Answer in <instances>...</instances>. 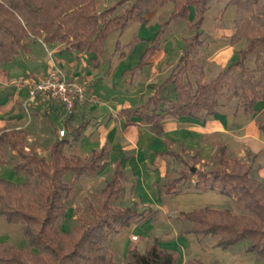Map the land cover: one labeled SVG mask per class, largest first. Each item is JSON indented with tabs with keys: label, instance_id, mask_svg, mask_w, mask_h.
I'll return each instance as SVG.
<instances>
[{
	"label": "trees",
	"instance_id": "1",
	"mask_svg": "<svg viewBox=\"0 0 264 264\" xmlns=\"http://www.w3.org/2000/svg\"><path fill=\"white\" fill-rule=\"evenodd\" d=\"M123 2L99 11L95 0H0V68L16 58L19 52L41 41L46 46L64 45L66 50L93 54L97 59L104 42L113 34L120 36L130 25L147 24V17L170 6L168 17L161 22L151 44L140 58L136 69L142 68L157 50L170 21L180 19L194 33L185 44L183 54L164 84H171L175 100L159 98V90L145 104L135 110H124L120 117L124 125H146L149 131L161 136L165 117H189L204 120L219 112L235 117L252 116L258 103L264 105V0H230L235 7L230 45L243 43L234 52V59L208 84H202L203 68L191 62L192 55L202 48L200 27L208 11V0H134L129 7L116 14ZM190 9L193 18L188 22ZM132 40L129 44L136 43ZM118 44H116L117 48ZM253 64L247 66L248 58ZM181 65V67H180ZM256 128L264 133V110L256 120ZM79 127L71 139L61 138L51 145L47 159L36 156L32 148L26 150L23 131H0V167L5 164V151L15 154L12 163L20 184L0 179V218L7 224L19 226L26 248L0 244L1 264H118L105 247L112 236L140 220L143 213L133 207L114 208L123 191L121 171L117 166L105 185L96 207L83 199L88 218L77 233H62L57 224L66 212L65 201L72 197L73 186L83 175H95L103 167L104 149L88 157L65 153L71 142L81 136ZM172 157L175 156L168 151ZM214 166L206 173L188 169L169 184L162 186L165 195L214 191L231 199L241 211L237 216L228 209L203 207L178 218L190 226L181 235L192 234L199 242L218 237L215 248L228 251L246 243L245 254H253L264 262V187L253 177L252 167L232 156L222 146L216 147ZM192 164L198 162L195 152ZM185 165V164H184ZM186 166V165H185ZM71 176V182L65 178ZM189 175L196 182L179 191ZM78 212V209H76ZM78 235L77 241L72 237ZM121 264H178L174 252L160 249L157 240L140 254L128 248ZM185 264H203L200 260Z\"/></svg>",
	"mask_w": 264,
	"mask_h": 264
},
{
	"label": "crops",
	"instance_id": "2",
	"mask_svg": "<svg viewBox=\"0 0 264 264\" xmlns=\"http://www.w3.org/2000/svg\"><path fill=\"white\" fill-rule=\"evenodd\" d=\"M229 1L216 0V18L219 14L218 10H221L223 22L211 33L212 41L206 48L204 64L199 63L204 74L202 84L213 81L218 73L234 59V52L238 50L236 46L230 45L235 7L228 5ZM207 13L200 27V32L205 27ZM214 13L211 18L214 17ZM167 14L169 13L167 12ZM193 14V10L190 9L188 22H191ZM160 15H162L161 12H153L147 17L146 25L135 23L130 25L120 36L115 34L113 50L116 51L119 48L120 52L117 57L115 56L111 60L112 64L115 63L123 70H126L124 68L131 62L135 65L130 71L123 73L132 75L138 72L140 75L144 71L150 70V73L155 69H166L170 70L171 73L174 65L177 64L180 57L172 58V45H179L178 42L181 37L178 34H173L172 25L175 20L182 22L180 19L170 21L164 35L157 43V50L144 67L136 69L141 56L151 46L158 32L160 23L157 27L156 22L161 20ZM184 23L186 24V22ZM134 39L137 42L129 46ZM121 41L124 44L119 47ZM116 44H118L117 48ZM185 44L181 43L182 49H184ZM60 46H46L41 41H37L29 45L26 52H19L16 58L0 68V131H23L26 134L29 148L34 143L37 151L40 145L45 142V151H38L36 156L47 159L51 145L56 139L59 140L56 132H54V139H51V133L54 128L53 119L60 109L51 102L47 103L43 100L28 102L26 84L46 78L51 73H61L66 77H79L80 80H83L85 82V102L82 105H77L76 111L80 113L83 111L87 119L94 120L90 121L89 125L85 123L76 125L74 120H67L66 117H63L64 120H58V122L61 120L62 123L69 122V125L72 123L73 128L67 127L66 123L64 124L66 127L65 138L71 139L72 132L79 127L82 128L78 141L71 142L66 147L67 152L65 148V153L85 158L92 152H99L104 149L106 157L103 160V167L94 176H103L104 180L102 181L106 180V185L111 180L115 167L118 166L121 171L123 186L118 202L127 203V206H122V208L144 209L152 214V218L140 219L139 223L130 225L121 234L123 237L119 238V242L124 243L126 250L131 234L135 232L138 234L139 231L141 235L148 238L152 234H158L155 231L156 225H152L153 219L162 227L171 226L170 221L172 219H174L173 223L181 226L187 222L177 221L179 219L178 213H189L203 207L215 208L218 204H224L226 200L230 201V199L218 195L214 191L202 194L165 195L160 185L173 170V158L168 153V151H172L173 146L178 145L185 150V153L190 152L192 155L196 152L198 160L201 161L210 157L212 148L216 145L224 147L228 153L239 160L242 159L243 162L247 161L246 152H248L250 158L255 156L260 161L261 167H258L259 178L257 179L264 184V133L259 132L256 128V120L264 110L263 104H256V112L252 116L234 118L228 112H219L205 120L203 115L198 119L167 116L161 124V136H156L149 131L146 125L125 126L124 119L120 117V112L139 108L149 98L153 97L157 90H159L160 99L174 101L176 95L173 86L164 84L168 77L165 80H152V78L145 80H105L103 70L107 69L108 63L104 60L108 54L104 47L100 58L95 59L93 54L76 53L66 50L65 47L60 51L58 50ZM109 46L112 47V42ZM130 50L132 56L124 60V56H127V52ZM83 57L88 58V64L91 61H98L93 65L90 64L89 70L86 71L83 68L85 65ZM169 63L172 64L168 65ZM207 68L212 72L213 80H204ZM26 102L31 107L29 113H24L22 109ZM52 107L57 112H54ZM93 125H96V131L89 135ZM82 134L85 136L84 139H82ZM25 149L28 150V148ZM9 153L10 156H15L13 152L9 151ZM90 176L92 175H83L78 180ZM0 179L14 184L22 182L21 178L14 174L12 165H8L6 161L0 167ZM78 180L74 184V195L77 192ZM208 239L210 240H203L198 243L194 235L180 236L178 231L173 230L169 234L159 236V248L174 251L177 253V257L180 254H186L184 264L193 260H200L203 264H214L215 261L203 260L201 256L196 254L201 249V244L204 246L207 241H210V244L215 245L218 237H208ZM0 244L20 249L26 248L20 227L7 224L1 218ZM121 247H123L122 244ZM225 252L230 253V251Z\"/></svg>",
	"mask_w": 264,
	"mask_h": 264
},
{
	"label": "rangeland",
	"instance_id": "3",
	"mask_svg": "<svg viewBox=\"0 0 264 264\" xmlns=\"http://www.w3.org/2000/svg\"><path fill=\"white\" fill-rule=\"evenodd\" d=\"M134 0H95V3L99 9V11H103L104 9L110 8L114 5L117 4V2H123L122 6L120 8L117 9L116 14L121 13L124 9H126L127 7L130 6V4L133 2ZM171 7L168 5L164 8H162L159 11H155V12H161L162 15H160L161 20L156 22V26L158 27L159 23L161 24L162 21H164L166 19V16L169 15L167 14V12H170ZM208 10L209 12L207 13V20H206V24L204 29H202L201 33H200V39L202 41V46H204L203 48H201L200 50H198L197 52H195L192 57H191V62L193 63H203L204 64V59H206V48L208 46V44L212 41V36L211 33L213 31L216 30V27L219 26L220 23H222V11L218 10V17L216 18V0H208ZM215 12V13H214ZM213 13L215 14L213 18L212 15ZM221 14V15H220ZM220 15V16H219ZM227 21H229V19H227ZM179 25V26H178ZM178 26V27H177ZM172 27H177V28H172L173 30V34L175 35H179L181 37V40L178 42L179 45L176 44L172 45L173 49H172V58L177 59V57H181L183 54V49L181 48V43H187L191 37L193 36V31L188 28L186 26V24L182 21L179 20H175ZM115 40V34L113 36H111L103 45L105 52L108 54L107 57L105 58V62H107V66L105 69V71L103 70V77L105 80H145V79H151L152 80H165L169 73L170 70H166V69H155L154 71H151L149 73V71H144L142 73H140V75L138 74V72L129 75L127 73H123L124 71H130L135 65L131 63H129L123 70L121 67H118L115 63L112 64L111 60H113V58L116 56L117 54L119 55V48L115 51L113 50V43ZM110 42H112V47L109 46ZM124 43L121 41V43L119 42V47L120 45H123ZM172 44V43H171ZM243 43L237 44L235 45L238 49L243 48ZM179 46V47H178ZM65 46L61 45L58 50L62 51L63 48ZM128 55L124 56V60H127L128 57L132 56V52L131 50L127 52ZM105 57V55H104ZM100 58V57H99ZM98 58V59H99ZM103 60V59H102ZM122 60V59H121ZM83 61L85 62L84 65V69L89 70V66L90 64L93 65L94 63H96L97 61H91L90 64L88 58H84L83 57ZM178 63V62H177ZM172 63H169L168 65H171ZM253 64V58L250 57L247 60V66H251ZM117 66V67H116ZM176 65H174L175 67ZM181 67V65H180ZM84 75V74H81ZM72 78V77H71ZM76 79L80 80L79 77H77ZM204 80H213L212 79V72H210V69L205 72V78ZM86 97V96H85ZM47 101V100H45ZM85 102V101H84ZM83 102V103H84ZM96 102V101H95ZM28 102H26L24 104V106L22 107L24 113H29L30 112V105ZM47 103H49V101H47ZM51 104V103H50ZM97 104V102L95 103ZM94 104V105H95ZM82 105V104H81ZM53 109V111L55 112L56 109H54L53 107L51 108ZM57 112V111H56ZM74 116V117H73ZM66 117V119H71L74 120L76 125H81L82 123H85L86 125H89L90 121H93L94 119H90V118H86V116L84 115L83 111L82 113L77 112L75 109V112H73L71 115H65L62 110H60L55 118L53 119V132L51 133V139H54V132H56L57 137H58V132L63 130L64 131V137L66 136V127H65V123H62L61 120L58 122L59 119L64 120ZM105 119V118H104ZM111 119V116H110ZM67 127L73 128L72 123L69 125V122L66 123ZM96 131V125L92 126V131L89 135L94 134ZM85 136L84 134H82V139H84ZM45 145L46 143L43 142V144L40 145V148H38L39 152H44L45 151ZM26 148L30 149L28 146V142L26 140L25 143ZM216 146H213L212 148V153L210 154V157L205 159L204 161L198 160L197 164L193 165L191 159L192 153L187 152L185 153V150L182 149L180 146L176 145L172 147V151L171 153L175 156L172 157L173 158V162H174V166H173V170L168 174V176L166 177V179L164 181H162V185H160L161 187L165 184H169L172 180L176 179L181 173H186L188 174V169L189 168H193L198 172H203L206 173L208 172L215 164V160H216ZM31 148L34 150L35 154L37 155L38 151L35 148V144L33 143L31 145ZM67 149V148H66ZM68 151V149L66 150V152ZM246 159L247 161L244 163L249 164L252 169H253V177L254 178H259V170L258 167H261V165L259 164V160L258 158H256L254 156V158H250V154H248V152H246ZM15 157L10 156V153L8 151V149L5 151V161L8 163V165H12V163L14 162ZM46 160V159H45ZM242 161V159H240ZM243 162V161H242ZM186 166H185V165ZM104 177H97V176H90V177H86V178H82L81 180H78V184H77V192L74 195V190H73V195L71 198H69L68 200L65 201V206H66V212L64 214V217L58 222L57 224V228L60 232L62 233H67L70 230H75L76 233L81 230V228H83V220H81V218H88L87 214H86V205L83 202V199L87 198L90 200L91 204L93 207H96V201L98 199L92 198L99 196V194L101 193V191L104 189L105 181ZM196 176L195 175H189L188 179L185 181V183L181 184L178 186V190L179 191H184V188L187 186H191L196 182ZM65 182L66 183H70L71 182V176H67L65 178ZM262 183V182H261ZM75 184V183H74ZM74 184H72L73 189H74ZM263 187L264 184L262 183ZM112 207L114 208H122V206H127V203L125 204L124 202L120 203L118 202V200L114 203L111 204ZM212 208V207H210ZM76 209H78V212L76 211ZM214 209H228L230 210L233 214L240 216L242 213L241 211L236 207V205L234 204V202L230 199V201H224V204H218ZM139 213H143V217L146 219H150L152 218V214H150L147 210L144 209H140L137 210ZM143 218V219H144ZM171 220V219H169ZM174 219H172V221H170V225H167L165 227H162V225H160L159 223H157L156 220L153 219L152 221V225H156L155 226V231L158 233L157 235L154 234H150L151 236L145 237L144 235H141V233L138 231L137 232L131 234L129 236V243L127 244V249L134 247L138 253L142 254L144 253L145 250H147L153 243L154 240H157V245L159 247V236L162 234H169L171 233L173 230L174 231H178L180 236L181 233L186 230L187 228H189V224H182L181 226H179L177 223H173ZM177 221L181 222L182 220L177 219ZM140 220L135 221L134 223L137 224L139 223ZM132 223V224H134ZM125 231V230H124ZM124 231L118 233L115 236H112L109 240V243L105 246L108 250L110 255L113 257V260L118 263L121 264L124 259H125V255H126V247L124 246V243L119 242V238H122L123 235H121ZM154 232V231H153ZM125 236V235H124ZM132 236V237H131ZM132 238H135V240H133ZM210 238V237H209ZM72 239L74 241H77L78 239V235H74L72 237ZM203 240H210L208 238H205ZM202 240V241H203ZM198 241V240H197ZM182 242V241H181ZM209 242V243H208ZM199 243V241H198ZM201 243V242H200ZM121 244L123 245V247H121ZM203 245L201 244L200 247L201 249L196 253L198 256H201V258L203 260L206 261H215L216 263L214 264H264V262L256 257L253 254H245L244 250L247 246L246 243H240L238 245H236L235 247H233L232 249L228 250L230 251L229 254H227L225 251L220 250L219 248H215V245L210 244V241H207V243H205V245L202 247ZM187 247V245H186ZM189 251V250H188ZM174 252V251H171ZM176 256L177 253L174 252ZM186 258V254L184 255H179V257H177V263L178 264H184V260ZM91 264V263H89Z\"/></svg>",
	"mask_w": 264,
	"mask_h": 264
},
{
	"label": "built area",
	"instance_id": "4",
	"mask_svg": "<svg viewBox=\"0 0 264 264\" xmlns=\"http://www.w3.org/2000/svg\"><path fill=\"white\" fill-rule=\"evenodd\" d=\"M26 88L28 102L47 100L66 116L75 112L76 106L85 101V82L61 73H51L46 78L27 83ZM64 134L63 130L59 131L58 138H63Z\"/></svg>",
	"mask_w": 264,
	"mask_h": 264
},
{
	"label": "water",
	"instance_id": "5",
	"mask_svg": "<svg viewBox=\"0 0 264 264\" xmlns=\"http://www.w3.org/2000/svg\"><path fill=\"white\" fill-rule=\"evenodd\" d=\"M191 171L193 172V171H194V169H191Z\"/></svg>",
	"mask_w": 264,
	"mask_h": 264
}]
</instances>
